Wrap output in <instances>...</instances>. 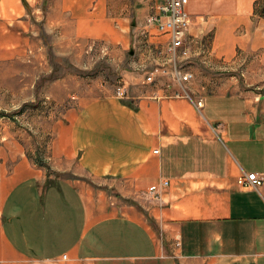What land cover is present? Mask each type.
Masks as SVG:
<instances>
[{
    "label": "crops",
    "instance_id": "obj_1",
    "mask_svg": "<svg viewBox=\"0 0 264 264\" xmlns=\"http://www.w3.org/2000/svg\"><path fill=\"white\" fill-rule=\"evenodd\" d=\"M116 1L0 0V49L21 50L42 21L52 34L130 43L131 13L109 18ZM130 1L144 18L162 3ZM188 12L213 33L203 52L216 62L264 50V0H189ZM159 93L99 97L58 122L74 178L0 162V264H264V184L238 185L264 180V95H209L198 110L177 85Z\"/></svg>",
    "mask_w": 264,
    "mask_h": 264
},
{
    "label": "rangeland",
    "instance_id": "obj_2",
    "mask_svg": "<svg viewBox=\"0 0 264 264\" xmlns=\"http://www.w3.org/2000/svg\"><path fill=\"white\" fill-rule=\"evenodd\" d=\"M112 4L118 7L109 13L114 23L123 12L131 13L122 25L130 43L118 39L111 43L94 32L81 34V38L52 34L46 32L42 21L39 34L22 35L21 50L7 53L0 49V162L7 160L13 165L27 159L49 176L74 178L76 164L60 155L56 147L57 123L70 111L99 97L117 96L119 87L124 88L123 98L136 100L146 95L157 97L160 91L176 86L171 76L175 69L169 36L150 23L157 14L138 17L130 0ZM99 25L95 23V28ZM194 27L199 34H194ZM204 27L209 29L206 22L194 25L191 18L184 48L177 52V70L192 76L184 85L191 97L264 95V50L238 52L233 60L218 63L203 52L211 50L214 39L212 32H203ZM160 69H167L170 75L148 82V75ZM61 165L66 172H57Z\"/></svg>",
    "mask_w": 264,
    "mask_h": 264
},
{
    "label": "built area",
    "instance_id": "obj_3",
    "mask_svg": "<svg viewBox=\"0 0 264 264\" xmlns=\"http://www.w3.org/2000/svg\"><path fill=\"white\" fill-rule=\"evenodd\" d=\"M189 0H162L159 5L158 14L155 18H151L150 23L156 26L157 30L162 35L169 36V50L173 55L171 62L174 65L175 72L172 71L171 76L174 79L176 85L181 89V94H176L177 97L183 96L189 99L195 107L200 110L203 108V100H194L190 93L184 88V85L191 75H183L177 70L178 58L177 52L184 48L186 33L191 23V16L188 12ZM170 71L167 69L155 70L150 73L147 77V81L154 83L165 76H169ZM117 96L124 99L122 96L125 95L124 88L119 87L117 89ZM155 153H158L156 151ZM168 182L164 185L168 186ZM264 180L257 173L244 174L238 179V185L243 189H258L262 187ZM157 187L150 188V192H156ZM158 197H156L157 199ZM67 257L65 256L64 259Z\"/></svg>",
    "mask_w": 264,
    "mask_h": 264
},
{
    "label": "bare ground",
    "instance_id": "obj_4",
    "mask_svg": "<svg viewBox=\"0 0 264 264\" xmlns=\"http://www.w3.org/2000/svg\"><path fill=\"white\" fill-rule=\"evenodd\" d=\"M160 190V189H159ZM159 193V192H158ZM161 194V193H160ZM64 258V257H63Z\"/></svg>",
    "mask_w": 264,
    "mask_h": 264
},
{
    "label": "water",
    "instance_id": "obj_5",
    "mask_svg": "<svg viewBox=\"0 0 264 264\" xmlns=\"http://www.w3.org/2000/svg\"><path fill=\"white\" fill-rule=\"evenodd\" d=\"M131 54H133V52H131Z\"/></svg>",
    "mask_w": 264,
    "mask_h": 264
}]
</instances>
